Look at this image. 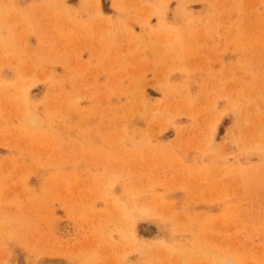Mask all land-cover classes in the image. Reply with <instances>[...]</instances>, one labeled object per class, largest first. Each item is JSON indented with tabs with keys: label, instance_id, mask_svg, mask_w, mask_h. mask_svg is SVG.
Wrapping results in <instances>:
<instances>
[{
	"label": "rangeland",
	"instance_id": "obj_1",
	"mask_svg": "<svg viewBox=\"0 0 264 264\" xmlns=\"http://www.w3.org/2000/svg\"><path fill=\"white\" fill-rule=\"evenodd\" d=\"M0 264H264V0H0Z\"/></svg>",
	"mask_w": 264,
	"mask_h": 264
}]
</instances>
